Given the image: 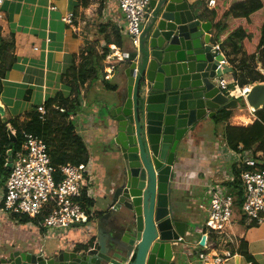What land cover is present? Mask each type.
I'll return each instance as SVG.
<instances>
[{
    "label": "crops",
    "instance_id": "1",
    "mask_svg": "<svg viewBox=\"0 0 264 264\" xmlns=\"http://www.w3.org/2000/svg\"><path fill=\"white\" fill-rule=\"evenodd\" d=\"M187 1L199 12L202 21L211 23L209 34L212 43H221L226 65L232 69L230 73L223 74V78L229 82V86L233 85L234 92L237 89L235 94H242L253 84L263 82L261 75L263 78L264 75L261 69L264 68V64L258 61L259 54L255 52L254 44L243 42L242 47L233 52L230 44L224 41L230 28L236 25V20L221 31L214 26L219 20L228 24L227 19L222 18L223 11L237 0H217L216 6L211 8L206 7L203 0ZM50 4H53L55 9L50 10ZM213 8L220 10L218 12L220 16L217 14L210 20L209 11ZM1 10L3 14L0 20V40L4 43L13 40V47L6 51L4 60L6 65L11 63V67L4 72L3 77H0V104L4 108V117L7 121L23 123L28 120V113L35 111L57 93L64 97L71 95V87L64 73L70 66L79 62L80 52L86 44L101 38L102 34L99 32L101 25L106 26L105 33L111 37L114 30L123 38L122 48L115 47L114 52L122 53L132 48L128 37L122 32L124 22L118 0H5ZM69 12L74 15L72 24L61 20V17ZM262 18L257 17L255 24L258 27ZM248 31L258 32V28L250 24ZM104 64L107 67L106 62ZM123 67L124 61L117 62L115 69L110 73L108 81L114 78L112 84L117 87L114 91L107 90L105 94L109 92L111 94L104 100L99 99L101 91H106L99 79L81 87V107L76 113V132L82 138L88 154L89 173L86 178L85 197L91 202V206L85 208L88 213V219L83 223L85 226L80 225L78 228L74 225L64 231H52L56 238L45 239L49 244L45 247L46 243L42 239L44 228L32 222L20 227L17 224L19 222L12 218V214L0 210V247L29 249L49 255L56 250H74L76 245L89 244V241L94 243L98 237L104 235L103 227L105 228L109 221V218L105 217L104 195L113 171L107 158V138L104 134L101 112L104 103L112 98L116 90L120 93L125 90ZM247 71L250 72L246 73ZM242 73L245 79L241 77ZM239 81L244 84L239 85ZM228 110L231 114L226 120L215 126L212 119L208 118L205 122L206 127L179 148V178L176 182L177 187L171 193V206L179 219L188 220L191 225L195 224V228L190 229L199 234L192 240L193 244L191 243L193 248L197 247L196 251H204L195 245L207 215V186L210 184L227 186V183L235 178L234 168L236 169L244 157L250 155L248 152L241 154L231 150L225 144L222 133L227 124L234 126L251 124L256 119L254 111L239 103ZM257 155L262 154L257 152ZM2 190L3 186L0 185V204ZM229 230L237 243L218 245L213 241L211 245L210 254L230 253L220 264H264V222L248 223L242 216L240 208L236 207ZM240 241L246 243L251 261L246 260L238 252ZM45 248H48V252ZM188 264L202 262L188 260Z\"/></svg>",
    "mask_w": 264,
    "mask_h": 264
},
{
    "label": "water",
    "instance_id": "2",
    "mask_svg": "<svg viewBox=\"0 0 264 264\" xmlns=\"http://www.w3.org/2000/svg\"><path fill=\"white\" fill-rule=\"evenodd\" d=\"M210 28L187 0L149 1L137 45L122 52L125 90H116L101 112L113 171L104 195L109 218L104 235L92 246L49 255L0 247V264H188L177 239L191 226L171 206L179 148L217 110L238 104L215 82L232 69L216 68L220 56L212 53ZM241 97L253 111L262 108L264 81ZM4 113L0 104V116ZM6 127L10 142H16Z\"/></svg>",
    "mask_w": 264,
    "mask_h": 264
},
{
    "label": "built area",
    "instance_id": "3",
    "mask_svg": "<svg viewBox=\"0 0 264 264\" xmlns=\"http://www.w3.org/2000/svg\"><path fill=\"white\" fill-rule=\"evenodd\" d=\"M4 1L0 0V20ZM149 1L118 0L124 22L122 32L128 37L131 45L135 46L138 43L141 25L148 13ZM203 1L208 8L216 4V0ZM49 9L53 10L55 6L50 4ZM73 19L72 12L61 17V20L67 24H72ZM211 50L213 55L220 56L216 68L222 69V65H226L227 61L221 52V43H212ZM122 61V53L117 51L108 54L104 60L107 64L104 78L108 79L116 63ZM215 82L224 94L236 98L244 96L247 92L235 94V89L228 88L229 82L223 78V75ZM36 111L41 119L45 117L44 104L38 106ZM7 153L9 157L4 166L7 167L8 163L10 166L7 167L9 172L3 185L0 210L9 214L40 218L35 225L55 232L66 230L75 224H83L88 219V213L82 205L83 191L89 173L88 161L77 164L66 162L56 167L52 164L44 140L31 133H23V141L18 151L11 155V148H8ZM256 164L254 158L244 157L236 169L240 172L239 179L243 190L240 212L248 223L259 224L264 222V168H258ZM227 186L212 184L207 186V215L195 245L200 246L204 251H194L202 264H220L230 255L229 252H224V255L210 254L213 241L218 245L237 243L229 230L233 211L237 206L232 191ZM201 237L204 238L202 245L199 243ZM184 240L185 238L182 237L177 239L182 244ZM190 248L193 247L190 245Z\"/></svg>",
    "mask_w": 264,
    "mask_h": 264
},
{
    "label": "trees",
    "instance_id": "4",
    "mask_svg": "<svg viewBox=\"0 0 264 264\" xmlns=\"http://www.w3.org/2000/svg\"><path fill=\"white\" fill-rule=\"evenodd\" d=\"M217 1V0H216ZM84 3V2H83ZM85 4V3H84ZM217 4V2H216ZM214 5V7L216 6ZM220 10L213 8L209 11L210 20L218 14ZM218 16H220L218 14ZM262 16L259 27L255 24L257 17ZM222 18L227 19V23L219 20L214 24L218 31L225 29L226 25H230L236 20V25L232 26L224 41L230 44L232 51L236 52L237 48L242 47L243 42L254 44L255 52L259 54L258 61L264 64V0H237L230 4L228 9L223 11ZM260 19V18H258ZM253 25L258 28V32H249L248 25ZM106 26H100L101 38L90 41L80 52L79 62L70 66L64 73V77L68 80V85L71 87V95L64 97L57 93L53 98H49L44 102L46 115L43 119L40 118L35 110L27 114L28 120L23 123H17L15 120H6L0 116V185L3 186L8 175L9 169L4 166L8 159V147L11 144V155L21 148L23 141V133H31L41 137L47 145L48 153L51 157L54 166L62 165L66 162L73 164L87 162L88 154L85 144L76 132V113L81 107L80 92L81 87L86 83H93L100 80L103 88L114 91L117 85L112 84L108 79L104 78L107 73L104 60L105 57L114 52V48H122L123 38L120 33L112 30L110 34H106ZM13 47V40L8 42L0 40V77H3L4 72L11 67V63L6 65L5 53L9 48ZM253 55V54H252ZM262 79L263 76L261 75ZM239 85H243L241 81ZM230 88L233 89V85ZM237 91V89H236ZM235 91V92H236ZM236 100L245 106L243 98L237 97ZM230 110L220 109L212 117L213 123L216 125L222 123L230 116ZM256 119L246 126L225 125L223 128V139L225 144L233 151H238L241 154L249 153L246 157L254 158L258 168H264V105L262 108L254 111ZM10 123V124H9ZM7 124L14 130L16 142L11 143L7 134ZM261 152V156L257 155ZM239 170L234 168L235 178L228 182L227 185L231 189L235 198V205L240 208L243 201V190L239 179ZM85 200V201H84ZM83 208L91 206V202L85 197V189L82 196ZM85 202V203H84ZM86 210V209H85ZM87 212V211H86ZM12 218L19 223L32 222L34 224L40 218H30L27 215L12 214ZM92 245V241L88 242ZM81 245H76L75 250L81 249ZM246 243L240 241L238 252L248 261H251V256L247 253Z\"/></svg>",
    "mask_w": 264,
    "mask_h": 264
},
{
    "label": "rangeland",
    "instance_id": "5",
    "mask_svg": "<svg viewBox=\"0 0 264 264\" xmlns=\"http://www.w3.org/2000/svg\"><path fill=\"white\" fill-rule=\"evenodd\" d=\"M96 40V39H95ZM263 69V68H262ZM248 72H250V71H247L246 73H248ZM244 75H246V74H244ZM113 77H115V76H113ZM243 79H245V77H243V73H242V76H241ZM243 79H241V80H243ZM113 81H114V78H112L111 80H110V83H113ZM232 86H229L228 88H231ZM107 92V90L105 91H101V94H100V97H99V99L100 100H104L107 96H109L111 93L109 92V93H107V94H105ZM109 94V95H108ZM106 102V101H105ZM240 105H241V102L239 101L238 102ZM104 105H105V103H104ZM4 117V116H3ZM212 119V118H211ZM213 122V121H212ZM214 125L215 126H217L215 123H214ZM212 126H213V123H212ZM198 219H199V221H201V218L198 216ZM203 222V221H202ZM17 223V222H16ZM200 222H198V224H199ZM17 224H19V226L20 227H22L23 226V224H25V223H17ZM27 224H30V223H27ZM80 225H82V226H85V224H80ZM79 225V226H80ZM79 226H77L78 228H79ZM190 226H192L191 228L192 229H194L195 228V224H190ZM192 229H188V231H187V233H186V237H185V240H184V244H182L181 246H182V249L185 251V253H186V257H187V259L189 260V262H196V263H200V259L198 258V255H197V253H193V251L194 250H196V248L197 247H195V248H190V245H191V243L193 244V241L192 240H194V239H196L198 236H199V234L197 233V232H195V230H192ZM64 231V230H63ZM63 233V232H62ZM43 237H42V239L45 241V247H48V242H46V240H48V239H52V238H56V236H54L53 235V233H52V231L51 230H48V229H44V233H43ZM46 239V240H45ZM48 248H45V251L46 252H48V250H47ZM194 249V250H193Z\"/></svg>",
    "mask_w": 264,
    "mask_h": 264
}]
</instances>
